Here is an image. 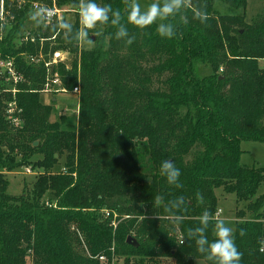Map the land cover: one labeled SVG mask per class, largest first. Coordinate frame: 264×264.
Instances as JSON below:
<instances>
[{"label": "trees", "instance_id": "trees-1", "mask_svg": "<svg viewBox=\"0 0 264 264\" xmlns=\"http://www.w3.org/2000/svg\"><path fill=\"white\" fill-rule=\"evenodd\" d=\"M215 1L183 0L176 15L160 21L173 25L174 35L165 38L157 22L143 29L128 22L130 0H95L121 13L132 42L116 37L118 26L98 23L87 29L79 64L77 12L71 36L57 23L32 24L44 38L57 32L42 46L44 54L70 53V67L60 65L59 74L68 92L79 79L74 126L66 116L49 119L51 104L40 97L45 68L27 58L38 53V38L19 39L32 10L3 0L14 22L2 31L0 60L12 58L25 81L11 93L0 80V264H24L26 257L31 264H112L119 258L122 264H215L188 233L208 212L205 235L215 239L219 188L243 205L236 212L243 220L232 232L239 264H264V193L257 194L264 167L239 161L240 141H264V0L248 19L251 0H219L225 14L214 9ZM81 2L55 0L76 11ZM196 11L207 18L201 21ZM196 65L210 72L198 75ZM13 100L18 125L5 115ZM165 159L180 169V187L160 175ZM24 166L42 171L29 190L8 193L7 173ZM177 197L184 205L173 209Z\"/></svg>", "mask_w": 264, "mask_h": 264}, {"label": "clouds", "instance_id": "clouds-1", "mask_svg": "<svg viewBox=\"0 0 264 264\" xmlns=\"http://www.w3.org/2000/svg\"><path fill=\"white\" fill-rule=\"evenodd\" d=\"M183 0H154L142 10L136 0H130L127 9V20L129 23L138 28H145L157 20L164 21L167 18L176 15L182 8ZM52 16L51 11L47 8L40 7L29 14V20L34 22L36 26L43 24L45 20H49ZM195 16L201 21L207 18L206 14L196 11ZM79 20L85 30L75 32L78 39H89L87 29L94 28L98 23L118 26L116 31L117 38H127L126 43H131L132 38L129 36L128 29L121 24V13L114 10L110 5L105 4L99 6L95 0H82L79 6ZM58 28L62 30L63 35L71 36L74 33V25L70 22V18H61L58 22ZM157 31L160 36L171 38L174 35L173 25L168 23H159ZM160 175L163 176L169 185L180 187V169L168 159L161 161L159 166ZM184 205L183 197H177L172 204L173 209H179ZM180 220L176 216V221ZM210 224V215L203 212L199 217V226L190 229L188 238L194 240L197 251L207 255L215 264H239L241 253L238 251L233 237L232 228L227 226L224 220H216L214 222L215 239L209 240L205 235Z\"/></svg>", "mask_w": 264, "mask_h": 264}, {"label": "rangeland", "instance_id": "rangeland-1", "mask_svg": "<svg viewBox=\"0 0 264 264\" xmlns=\"http://www.w3.org/2000/svg\"><path fill=\"white\" fill-rule=\"evenodd\" d=\"M13 1H14V5L16 6V8H22L24 6L22 3V0H13ZM38 1H40L46 5L51 4V3L50 4L45 3V0H38ZM50 2H51V0H50ZM136 2L139 3L141 6V9L144 10V9H146L147 5L152 3L153 1H151V0H136ZM213 7L220 14H225L227 12L225 4L219 0H216L214 2ZM262 7H263L262 0H251L248 3V6L245 10V15H246L247 19L250 18L251 16H253ZM5 11L11 17L13 16V18H14L13 13H11V11L9 9H7V10L5 9ZM75 15L76 14L73 13V10H71L65 14L66 19L70 18V21H73L75 19ZM78 15H79V13H78ZM156 22L160 23V20H157ZM32 24H34V22H32L30 20L26 21L23 29L31 28L30 26H32ZM79 26H80V24H79ZM80 30H84V28L80 27ZM44 43H45V41L43 42L42 46L44 45ZM42 46H40V50H41V54H42L41 57L44 60H48L50 53L47 52V54H44ZM87 46H88V43L86 40L79 39V42L77 45V48H78L77 63L78 64H79L80 48L81 47H87ZM57 50H67V49L60 48ZM11 60L14 63V60L12 58H11ZM70 60H71V56H70ZM40 62H42V61H39L37 63H40ZM37 63L36 64L33 63V64L37 65ZM259 64L261 67H263L264 66V60H260ZM69 67H70V64H69ZM69 67H64V69L68 70ZM58 68H59V66L58 67H52L51 70H53V71H54V69L58 70ZM195 71L198 75H204V74H208L210 72V68L208 66H204V65H196ZM21 77H22V81L24 82L25 79L23 78L22 73H21ZM77 78H78V74H77ZM0 80L2 81V83L4 85H9L7 77L4 74H0ZM78 82H79V79H77V84H76L78 87V90H79ZM62 84H63V82H62ZM63 86H64V84H63ZM40 97L46 104L47 103L51 104L52 110H51V113L49 115L50 120L59 119L60 116H66L70 123H72L74 126L76 125L77 115H78V106L76 108V102L78 103V100H77L78 96H75V95L70 94L68 92H65V93L48 92V93H46V92L41 91ZM55 98H56V100H55ZM51 100L53 102H51ZM263 107H264V103H263ZM239 145L243 151L241 156H240V160H239L240 163H243L246 165H258V166L264 167V141L242 140V141H240ZM61 161H63L62 157L59 159V163ZM59 166H60V164L55 165L54 170L58 171L61 167V166L60 167ZM25 167H29V166L16 168V169L7 173L6 179L8 181V186H7L6 190L8 193L13 194V195H19L22 193L24 188L26 191L29 190L32 186V182L35 179L36 174H39L42 171L41 169L30 168L32 170V172L24 173ZM23 185H24V187H23ZM214 191H215V195L217 196V199H218L217 208L221 210V213H220V216L218 219L224 220L226 225L232 228V232H233L235 223H239L243 220V218H239L236 216L237 210L242 208L243 205H242V203H237L235 201V198L233 195L224 193L223 191H221L220 188L215 189ZM261 193H264V180L262 181V183L260 184V186L257 189V194H261ZM212 234L215 236L214 227L212 228ZM31 262H32L31 259L29 257L28 258L26 257L24 264H31ZM122 263H123L122 258H119L118 260H114L112 262V264H122ZM129 264H142V263L133 259V261H131ZM163 264H174V261H173V259H167L164 261ZM195 264H205V263L203 260L197 259L195 261Z\"/></svg>", "mask_w": 264, "mask_h": 264}, {"label": "built area", "instance_id": "built-area-1", "mask_svg": "<svg viewBox=\"0 0 264 264\" xmlns=\"http://www.w3.org/2000/svg\"><path fill=\"white\" fill-rule=\"evenodd\" d=\"M23 5H29V8L33 11H35L37 8L44 7L47 8L49 11H51L52 16L49 20H45L42 25L40 26H49L51 24L59 22L61 18L64 17V15L73 10L66 7H59L56 5L55 0H51L50 5H46L38 0H22ZM79 13V10H73V13ZM13 16L11 17L4 9L3 0H0V38L3 29L6 26H9L13 21ZM78 21L80 24V27L84 28V26L80 23L79 17ZM55 32L50 38H44L41 34L35 33L30 28H25L19 33V39L22 42H29L34 43L36 38H38L39 45L42 46L43 42L49 39L55 38ZM41 50L39 47V52L37 55H28L27 58L32 63H37L39 61H42L43 66L45 67L46 75L45 80L43 84V88L41 89L42 92H54V93H65L68 92V90L63 86L62 79L59 74V68L58 70H51L52 67H58L60 65H63L64 67H69L70 62V53L68 50H54L52 53L49 54V59L44 60L41 57ZM0 74H4L7 77V80L9 82L10 88H5L3 91L15 93L16 92V85L19 82H22L21 73L16 69L13 61L11 58H7L6 60H0ZM48 74V75H47ZM68 93L73 94L75 96L78 95L79 90L77 85L72 87L71 91ZM76 108H77V102H76ZM20 109L17 108L15 101H11L7 103L5 115L8 119L9 123L12 125H18L20 123ZM64 172V169L61 170ZM32 170L30 167L24 168V173H30ZM221 210L217 209L214 213L213 218L215 220H218L220 216ZM109 212L104 210V216H108ZM117 221L115 220V214L113 213V220L111 222V225L113 227L116 226ZM73 229V227L71 228ZM77 231V230H76ZM99 260H104L103 256H98Z\"/></svg>", "mask_w": 264, "mask_h": 264}, {"label": "water", "instance_id": "water-1", "mask_svg": "<svg viewBox=\"0 0 264 264\" xmlns=\"http://www.w3.org/2000/svg\"><path fill=\"white\" fill-rule=\"evenodd\" d=\"M36 144H37V142L34 141L33 142V145L35 146ZM126 242L129 243V244H131V245H133V246H136L135 240L133 238L129 237V236L126 238Z\"/></svg>", "mask_w": 264, "mask_h": 264}]
</instances>
